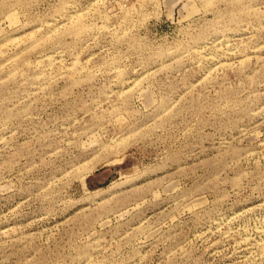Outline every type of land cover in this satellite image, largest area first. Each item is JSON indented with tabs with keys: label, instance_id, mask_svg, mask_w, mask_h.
<instances>
[{
	"label": "rangeland",
	"instance_id": "rangeland-1",
	"mask_svg": "<svg viewBox=\"0 0 264 264\" xmlns=\"http://www.w3.org/2000/svg\"><path fill=\"white\" fill-rule=\"evenodd\" d=\"M0 264H264V0H0Z\"/></svg>",
	"mask_w": 264,
	"mask_h": 264
}]
</instances>
